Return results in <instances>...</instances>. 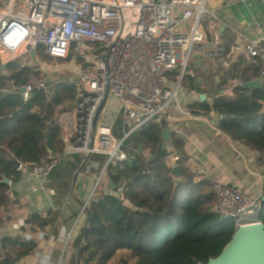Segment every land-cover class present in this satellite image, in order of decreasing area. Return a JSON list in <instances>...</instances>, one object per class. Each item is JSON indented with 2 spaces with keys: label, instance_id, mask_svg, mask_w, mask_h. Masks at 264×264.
<instances>
[{
  "label": "built area",
  "instance_id": "1",
  "mask_svg": "<svg viewBox=\"0 0 264 264\" xmlns=\"http://www.w3.org/2000/svg\"><path fill=\"white\" fill-rule=\"evenodd\" d=\"M207 1L7 0L0 11V62L20 60L23 67L33 70L19 89H25L21 93L25 100L35 90L51 97L60 74L47 60L71 58L77 69V76L68 78L76 85L73 107L58 115L63 152L49 153L36 164L20 162L17 168L36 182L35 190L44 186L63 159L103 155L107 162L97 188L110 164L127 159L122 147L129 136L161 120L172 104L179 101L181 106V90L196 55L202 61H220L224 72L237 55L248 64L260 59L264 74V38H248L234 50L228 49L221 39L220 20ZM31 48L37 50L39 66L28 55ZM50 69L51 76L47 74ZM54 73L56 78H52ZM48 79L53 80L52 86ZM238 82L244 84L241 79ZM210 116L219 123L224 119L214 113ZM119 117L127 127L121 139L114 133ZM177 159L175 154L170 157L173 168ZM213 191L215 212L235 228L261 222L262 200L251 197L240 185L213 183ZM117 192L122 194V187ZM92 200L94 193L84 208Z\"/></svg>",
  "mask_w": 264,
  "mask_h": 264
},
{
  "label": "trees",
  "instance_id": "2",
  "mask_svg": "<svg viewBox=\"0 0 264 264\" xmlns=\"http://www.w3.org/2000/svg\"><path fill=\"white\" fill-rule=\"evenodd\" d=\"M243 60L225 72L222 85L225 81L236 84L239 79L250 82L260 77L263 62L257 59L248 64ZM31 75L33 70L23 67L20 60L5 65L0 62V210L10 202L12 189L3 180L7 178L13 185L21 177L13 159L36 164L49 153L61 154L64 150L57 117L74 102L76 85L59 76L50 98L35 90L25 100L19 89ZM184 87L205 94L194 75L186 77ZM263 103L264 90L249 94L242 86L234 85L230 96L218 93L210 102L198 101L194 113L223 116L219 123L221 132L258 152L264 162ZM165 127L163 121L152 122L124 141L127 145L134 140L138 146L150 150L148 168L141 160L132 158L108 166L106 174L115 186L122 184L123 192L98 194L89 204V216L74 241L76 254L84 264H109L124 249L131 252L137 264L207 263L231 240L235 225L215 212L217 197L213 183L188 167L182 141L172 136L170 146L161 150ZM174 154L180 168L178 177L173 175L170 162ZM122 199L132 207L123 205ZM261 208L259 217L264 224V201ZM51 221L39 215L30 219L39 228ZM8 247H19L18 258H23L34 251L36 244L20 237L5 238L2 252ZM0 264L12 262L0 256Z\"/></svg>",
  "mask_w": 264,
  "mask_h": 264
},
{
  "label": "crops",
  "instance_id": "3",
  "mask_svg": "<svg viewBox=\"0 0 264 264\" xmlns=\"http://www.w3.org/2000/svg\"><path fill=\"white\" fill-rule=\"evenodd\" d=\"M6 2L7 0H0L2 4ZM207 6L220 20L221 39L228 49L234 50L248 38H264L263 0H208ZM243 59L242 55H237L230 63V68L241 63ZM201 62H195L190 75L204 73L209 65H221L218 60ZM197 79L201 89L205 91L206 101L210 102L209 95L213 98L218 93H225L223 90L218 92V79L214 85H206L203 80ZM255 80L264 85L263 71ZM238 81L236 83L239 84ZM181 93V106L179 107V101L172 104L166 115L156 123L161 124L163 121L166 124L165 129L171 131L170 138L176 136L182 141L184 152L188 156V167L211 183L238 184L251 197L262 200L264 162L258 152L222 133L216 118L194 113L197 110L195 105L198 101L201 102L200 96L203 93L189 91L184 86ZM67 107H72V104ZM122 131L123 118L119 117L114 130L116 138H122ZM136 146L137 150H134ZM122 150L127 159H139L145 168L149 167L152 158L149 149L138 146L133 140L127 145L124 142ZM100 158L106 159L103 155H94L88 159L81 156L63 159L51 172L44 186L38 190H35L37 184L34 180L26 173L21 174L20 179L12 185L10 202L0 210V256L7 257L12 264H78L74 241L88 217L86 212L82 214L84 204L92 193L96 199L98 194L115 191V185L107 174L96 188L105 168L102 161H99ZM78 160L81 164H78ZM33 215L52 221L44 228H39L30 222ZM16 237L34 242L36 248L23 258H18L19 247H8L2 252V241ZM120 256H128L130 259L131 252L126 249L118 251L109 264L115 263V259ZM132 261L137 264L136 259ZM79 264L84 262L79 260Z\"/></svg>",
  "mask_w": 264,
  "mask_h": 264
},
{
  "label": "water",
  "instance_id": "4",
  "mask_svg": "<svg viewBox=\"0 0 264 264\" xmlns=\"http://www.w3.org/2000/svg\"><path fill=\"white\" fill-rule=\"evenodd\" d=\"M28 55L30 56L31 61L35 66L40 65V62L37 57V50L35 48H31L28 52ZM194 58L197 60L196 63H202L201 57L196 55ZM56 77L57 74L54 73L52 75V78ZM47 83L49 86H52L53 80L48 79ZM242 87L249 93H252L255 90H264V85L259 80L245 82ZM24 92L25 89H21V93ZM200 100L201 102L206 101V96L202 94L200 96ZM207 117L211 118L210 115H207ZM215 121L217 122V125L219 127L218 120L215 119ZM170 135V130H163V145L161 147V150H165L168 146H170ZM13 162L18 168L20 162L17 159H13ZM173 175L177 177L180 175V168L178 166L173 169ZM3 182L7 185L10 184V180H8L7 178H5ZM176 182L179 183V180H176ZM121 187L122 184H119L116 187L114 186V189L115 191H118ZM262 201H264V193ZM125 205L128 207H132V204L129 201H125ZM84 211L86 212L87 216H89L87 206L84 208ZM199 264H264V224L260 222L254 224H247L235 228L231 240L222 249L221 253L215 258H210L207 263Z\"/></svg>",
  "mask_w": 264,
  "mask_h": 264
},
{
  "label": "rangeland",
  "instance_id": "5",
  "mask_svg": "<svg viewBox=\"0 0 264 264\" xmlns=\"http://www.w3.org/2000/svg\"><path fill=\"white\" fill-rule=\"evenodd\" d=\"M5 7H6V3L5 4L0 3V9L1 8L4 9ZM22 52H23V50L18 53V56H20L22 54ZM47 61H48V65L53 70H57L59 72L60 76H62L63 78H71V77L77 76V69H76V67L71 65V61H72L71 58L67 59L66 61H62V62H58L55 60H47ZM207 68H208L207 71L205 70L204 73H202V72L197 73L195 76H196V78L203 80V83H205L206 85H208L207 83H210V84L213 83V85H214L216 83V80L218 79V81H219L218 92L223 90V91H225V93L228 96H230L234 85L239 86L238 83L230 85L228 81H225V84L222 85V82L225 80L224 74H226V73L224 72V70L220 64H218L217 66H214V67L209 65ZM52 69H50V71L47 73L50 76L53 73ZM50 72H51V74H50ZM209 97L212 99L211 95H209ZM209 101H211V100H209ZM126 130H127V127L123 122V131H122L123 136H122V138L124 137ZM129 138H131V137H129ZM129 138H127L126 141L130 140ZM140 147H143V146H140ZM134 150H137V146H136V148H134ZM99 161H102L101 162L102 166L105 167L107 159L101 160V158H100ZM240 187L243 189L242 186H240ZM244 191H246V190H244ZM125 257H126V259L124 260ZM124 261H125V263H124ZM114 262L115 263H113V264H116V263L117 264H134V262L132 261V258L130 257V259H129L128 256H120L117 259H115Z\"/></svg>",
  "mask_w": 264,
  "mask_h": 264
},
{
  "label": "flooded vegetation",
  "instance_id": "6",
  "mask_svg": "<svg viewBox=\"0 0 264 264\" xmlns=\"http://www.w3.org/2000/svg\"><path fill=\"white\" fill-rule=\"evenodd\" d=\"M196 62V61H195Z\"/></svg>",
  "mask_w": 264,
  "mask_h": 264
}]
</instances>
